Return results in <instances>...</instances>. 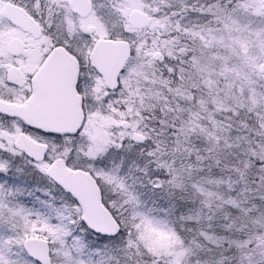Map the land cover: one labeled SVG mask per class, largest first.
<instances>
[{
	"label": "snow or ice",
	"instance_id": "1",
	"mask_svg": "<svg viewBox=\"0 0 264 264\" xmlns=\"http://www.w3.org/2000/svg\"><path fill=\"white\" fill-rule=\"evenodd\" d=\"M0 264H264V0H0Z\"/></svg>",
	"mask_w": 264,
	"mask_h": 264
}]
</instances>
